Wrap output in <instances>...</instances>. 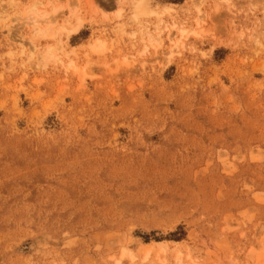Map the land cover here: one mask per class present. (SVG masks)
<instances>
[{
    "label": "rangeland",
    "instance_id": "374dc122",
    "mask_svg": "<svg viewBox=\"0 0 264 264\" xmlns=\"http://www.w3.org/2000/svg\"><path fill=\"white\" fill-rule=\"evenodd\" d=\"M136 1L0 0V264H264V0Z\"/></svg>",
    "mask_w": 264,
    "mask_h": 264
},
{
    "label": "bare ground",
    "instance_id": "6f19581e",
    "mask_svg": "<svg viewBox=\"0 0 264 264\" xmlns=\"http://www.w3.org/2000/svg\"><path fill=\"white\" fill-rule=\"evenodd\" d=\"M136 1V0H135ZM35 6V5H34ZM31 7V9H30V14H29V16H28V18H27V20H29V21H31V26L33 27V31H32V36L34 37V38H37V37H44L45 35H46V32L45 31H42L41 29H39L38 28V20H37V14H36V12H35V7ZM132 8L134 9V11L136 12V13H143L144 12V0H139V1H136V2H133V4H132ZM164 8H166V7H164ZM166 10V9H165ZM135 13V14H136ZM134 16V15H133ZM142 16V15H141ZM138 17V16H137ZM140 17V16H139ZM144 17V16H143ZM142 18V17H141ZM136 20V19H135ZM28 26V25H27ZM30 27V26H29ZM66 27V26H65ZM63 28V27H62ZM64 29V28H63ZM78 29H79V24H76V25H74V26H70L68 29H64L65 30V35L66 36H68V35H70V34H72V33H76L77 31H78ZM177 32L181 35V36H183L184 35V33H185V31L182 29V28H179V29H177ZM60 33H62V32H60ZM147 35V34H146ZM147 36H149V35H147ZM149 38H150V36H149ZM29 40V39H28ZM38 40V39H37ZM36 40V41H37ZM33 43V42H32ZM101 43V42H100ZM92 48L94 49V50H96V51H98L99 49H100V46L99 45H93L92 46ZM46 52V51H45ZM168 52L169 53H171L172 52V50L170 49V50H168ZM53 54V53H52ZM50 52H47L46 54H44L43 56H42V59L44 60V61H46L47 59H49L50 57H51V55H52ZM47 64V63H46Z\"/></svg>",
    "mask_w": 264,
    "mask_h": 264
}]
</instances>
